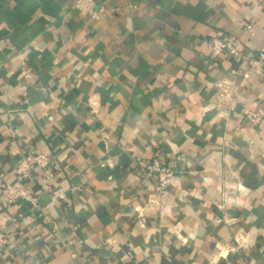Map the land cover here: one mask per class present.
Listing matches in <instances>:
<instances>
[{
  "label": "crops",
  "instance_id": "crops-1",
  "mask_svg": "<svg viewBox=\"0 0 264 264\" xmlns=\"http://www.w3.org/2000/svg\"><path fill=\"white\" fill-rule=\"evenodd\" d=\"M73 1L0 0V190L23 153L56 158L50 174L33 166L36 206L0 197V230L12 241L1 258L207 264L220 240L235 247L247 232L251 242L221 264H264V159L252 158L264 139V79L203 42L230 33L262 47L251 10L264 12V0H92L95 17ZM230 3L244 9L243 24L227 16ZM220 77L234 89L222 101ZM152 158L173 171L164 193L146 169ZM237 182L244 188L220 208L221 185Z\"/></svg>",
  "mask_w": 264,
  "mask_h": 264
},
{
  "label": "built area",
  "instance_id": "built-area-1",
  "mask_svg": "<svg viewBox=\"0 0 264 264\" xmlns=\"http://www.w3.org/2000/svg\"><path fill=\"white\" fill-rule=\"evenodd\" d=\"M73 8L76 9L81 15H87L89 17H95L98 12L94 7L92 0H74ZM249 26H251L249 23L246 24L243 27V30L247 32ZM229 40L241 41V38L234 34L227 33L219 36H211L208 39L203 40V42L211 51L212 55H225L239 64H244L243 66L246 71H252L258 78L264 79V45L254 50L251 48H243L238 55L237 53L232 52L227 43H224L225 41ZM217 45H219L218 48ZM230 73L233 77L236 75L243 76V71H241L240 68L234 69L230 71ZM218 83L223 84V88L220 91V96L231 94L233 88L232 80L225 77H220L218 79ZM55 160L56 158H53L45 152H36L33 154L23 153V156L21 157V160L15 169V179L6 182L3 185L0 190V197L6 202L7 205L22 201L26 202L32 207L36 206L37 198L27 183L32 179L31 174L33 171V166L43 169L45 174H50L49 165ZM146 169L148 172L155 173L156 175L155 192L164 193L171 184V170L165 168L156 158H152L147 163ZM10 242H12L10 237L0 230V264H8V261L5 258H1V249Z\"/></svg>",
  "mask_w": 264,
  "mask_h": 264
},
{
  "label": "clouds",
  "instance_id": "clouds-1",
  "mask_svg": "<svg viewBox=\"0 0 264 264\" xmlns=\"http://www.w3.org/2000/svg\"><path fill=\"white\" fill-rule=\"evenodd\" d=\"M260 8H261V5L260 4L254 5L253 9L251 10V15L258 16L260 18V20H259L260 27L261 28H264V12H261L260 11ZM238 11H244V9H241L238 4H233V3H230L228 9H226V13H227V16L228 17H230L234 21H238L239 24H243L244 21L238 19V15H237V12ZM249 15L250 14L248 12H246L245 13V18H248ZM248 32H254V29L251 26H249L248 27ZM224 43H227L228 46L231 48L232 52L237 53L238 55H239L241 49L252 47V45L250 43H248V41L244 40L243 37L241 38V41L229 40V41H225ZM218 47H219V45H217V48ZM189 79H191V77H189ZM233 91H234V89H233ZM95 100H96V98L93 97V104H94V106H95ZM221 115H225V113L222 112ZM249 115H251V114L249 113ZM256 118L257 117H252V119H256ZM229 127H232V125L229 124ZM249 131H250V129H249ZM109 135H111L110 132H109ZM241 135H243V133H241ZM261 135L264 136V133H262ZM244 138L247 139V136H245ZM231 139H232L231 137L225 138L224 143L227 144ZM155 142L156 141H154V143ZM256 142L257 141H253V143H256ZM259 143H260V148L257 149L258 156H253L252 157L253 159H264V139H260L259 140ZM217 155H220V154L217 153ZM228 159H229V157H227V156H222L221 157V160L222 161H226ZM105 162H107L109 164H114L115 163V160L105 161ZM218 167H219V165H218ZM225 176L230 180L232 176H235V173H231V175L229 176L228 172H225ZM227 186L229 188L233 189V190L236 189V188H238V187H240V185H239L238 182L237 183H228ZM241 202H244L243 197H240V198L237 199V203H241ZM229 203H230V201H229ZM220 223H221L220 220H214L213 221V226L219 225ZM229 224H231V221H228V223L223 224V226L219 229L217 235H220V234L224 233L226 230L227 231H230L231 229L229 228ZM182 226L183 225H177L176 226L177 234H178V229L180 227H182ZM241 231H243V230L241 229ZM253 231H255V229H253ZM191 234L192 233L190 232V235ZM250 235H251V233H249V236ZM211 240H213V237L212 236H208V238L206 240H204L203 243L207 246V244ZM236 240L239 243L235 247H231L227 243H225L224 240H220V243H218L216 245V249L210 250L205 255V257H203L204 259H206L207 264H221V258L222 257H226V254H227L228 251H235L236 250V247H239L240 244H245V242H248V243L251 242L249 240V237L248 236H243L242 237L240 235H237L236 236ZM111 243H112V241L109 240V244H111ZM197 243L199 244V243H201V241H197ZM221 244H223L224 247H221ZM36 264H39V262H36Z\"/></svg>",
  "mask_w": 264,
  "mask_h": 264
},
{
  "label": "rangeland",
  "instance_id": "rangeland-1",
  "mask_svg": "<svg viewBox=\"0 0 264 264\" xmlns=\"http://www.w3.org/2000/svg\"><path fill=\"white\" fill-rule=\"evenodd\" d=\"M218 83V81H217V86H218V88H219V92H218V99L220 100V101H222V100H225V99H227L230 95H223V96H220V91H221V89L223 88V84H219ZM232 87H233V85H232ZM232 92H233V88H232ZM220 113V116H224V117H226L225 115H221V112H219ZM223 113H224V111H223ZM253 125L252 126H257V122H253L252 123ZM171 173H172V177H173V171L171 170ZM227 184L228 183H223L222 185H221V187H220V193H221V199L223 200L222 201V204L220 205V208H222L223 207V205H227L228 204V197H229V195L230 194H232V192L233 191H235L236 193L238 192V190L239 189H243L244 187L243 186H241L240 185V187H238L237 189H231V188H229L228 186H227ZM243 187V188H242ZM225 202V203H224ZM240 236H248V233L247 232H243V233H240ZM249 237V236H248ZM243 245V244H242ZM244 250H247L246 251V257L250 260V256H252V254H253V252L254 251H256V248H255V246H252V247H249V248H244ZM252 264V263H251ZM254 264V263H253Z\"/></svg>",
  "mask_w": 264,
  "mask_h": 264
}]
</instances>
